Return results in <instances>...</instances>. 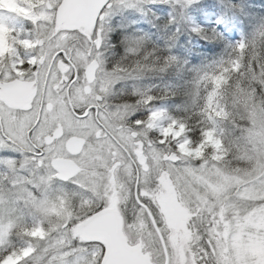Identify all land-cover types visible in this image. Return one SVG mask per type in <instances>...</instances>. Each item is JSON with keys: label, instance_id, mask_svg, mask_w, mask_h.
Segmentation results:
<instances>
[{"label": "snow or ice", "instance_id": "obj_1", "mask_svg": "<svg viewBox=\"0 0 264 264\" xmlns=\"http://www.w3.org/2000/svg\"><path fill=\"white\" fill-rule=\"evenodd\" d=\"M18 3L0 264H264V0Z\"/></svg>", "mask_w": 264, "mask_h": 264}, {"label": "flooded vegetation", "instance_id": "obj_2", "mask_svg": "<svg viewBox=\"0 0 264 264\" xmlns=\"http://www.w3.org/2000/svg\"><path fill=\"white\" fill-rule=\"evenodd\" d=\"M4 28L2 27L1 30H0V33L2 34L1 36V40H0V55L3 54L4 50H5V45H4V41L3 40V36H4ZM12 95L14 97H19L20 95H22V92L20 90H14Z\"/></svg>", "mask_w": 264, "mask_h": 264}, {"label": "rangeland", "instance_id": "obj_3", "mask_svg": "<svg viewBox=\"0 0 264 264\" xmlns=\"http://www.w3.org/2000/svg\"><path fill=\"white\" fill-rule=\"evenodd\" d=\"M7 4L12 5L13 7L19 8L18 0H8ZM26 11H27V9H21V12H26ZM7 20H8V23H15L14 17L8 16ZM1 28H2V26H1ZM1 36H2V34L0 33V40H1Z\"/></svg>", "mask_w": 264, "mask_h": 264}, {"label": "water", "instance_id": "obj_4", "mask_svg": "<svg viewBox=\"0 0 264 264\" xmlns=\"http://www.w3.org/2000/svg\"><path fill=\"white\" fill-rule=\"evenodd\" d=\"M82 13L78 9H72L69 15L73 18L80 16Z\"/></svg>", "mask_w": 264, "mask_h": 264}, {"label": "bare ground", "instance_id": "obj_5", "mask_svg": "<svg viewBox=\"0 0 264 264\" xmlns=\"http://www.w3.org/2000/svg\"><path fill=\"white\" fill-rule=\"evenodd\" d=\"M0 6L7 7V6H8V4H7V5H0ZM0 30H1V29H0Z\"/></svg>", "mask_w": 264, "mask_h": 264}, {"label": "clouds", "instance_id": "obj_6", "mask_svg": "<svg viewBox=\"0 0 264 264\" xmlns=\"http://www.w3.org/2000/svg\"><path fill=\"white\" fill-rule=\"evenodd\" d=\"M193 135H194V136L196 135V132H195V131L193 132Z\"/></svg>", "mask_w": 264, "mask_h": 264}]
</instances>
